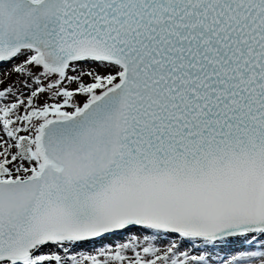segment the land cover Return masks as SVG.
Wrapping results in <instances>:
<instances>
[{"label":"snow or ice","instance_id":"snow-or-ice-1","mask_svg":"<svg viewBox=\"0 0 264 264\" xmlns=\"http://www.w3.org/2000/svg\"><path fill=\"white\" fill-rule=\"evenodd\" d=\"M0 264H264V0H0Z\"/></svg>","mask_w":264,"mask_h":264}]
</instances>
